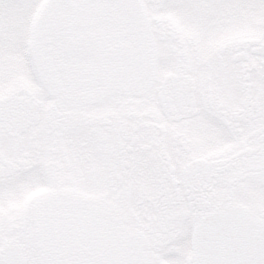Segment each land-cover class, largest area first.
Instances as JSON below:
<instances>
[{"label": "snow or ice", "instance_id": "1", "mask_svg": "<svg viewBox=\"0 0 264 264\" xmlns=\"http://www.w3.org/2000/svg\"><path fill=\"white\" fill-rule=\"evenodd\" d=\"M0 264H264V0H0Z\"/></svg>", "mask_w": 264, "mask_h": 264}]
</instances>
